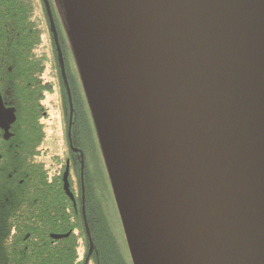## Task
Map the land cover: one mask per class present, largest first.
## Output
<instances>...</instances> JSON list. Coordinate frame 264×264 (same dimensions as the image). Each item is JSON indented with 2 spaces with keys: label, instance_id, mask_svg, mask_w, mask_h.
Wrapping results in <instances>:
<instances>
[{
  "label": "water",
  "instance_id": "1",
  "mask_svg": "<svg viewBox=\"0 0 264 264\" xmlns=\"http://www.w3.org/2000/svg\"><path fill=\"white\" fill-rule=\"evenodd\" d=\"M65 11L133 263L264 264V0Z\"/></svg>",
  "mask_w": 264,
  "mask_h": 264
},
{
  "label": "flooded vegetation",
  "instance_id": "2",
  "mask_svg": "<svg viewBox=\"0 0 264 264\" xmlns=\"http://www.w3.org/2000/svg\"><path fill=\"white\" fill-rule=\"evenodd\" d=\"M30 1L22 22L0 0V264H102L85 219L86 182L102 175L95 121L73 45L48 0L54 30L43 0L42 11ZM22 24L40 31L43 59L23 82L19 61L7 55L21 48ZM71 227L79 232L70 236Z\"/></svg>",
  "mask_w": 264,
  "mask_h": 264
},
{
  "label": "trees",
  "instance_id": "3",
  "mask_svg": "<svg viewBox=\"0 0 264 264\" xmlns=\"http://www.w3.org/2000/svg\"><path fill=\"white\" fill-rule=\"evenodd\" d=\"M7 6L5 12L11 14V21L14 15L21 14L22 22L30 19L33 7L30 0H5ZM16 15V16H17ZM26 16V17H25ZM21 48L18 51H13L14 46L7 55L13 60H18L20 63V80L24 81L29 73L35 68L38 73L43 65V59L39 50L35 47L40 42V31H31L26 24L21 26ZM14 28V27H13ZM11 77H14L15 68L11 63ZM38 92H40L38 90ZM96 139L101 150L102 159V175L96 181L86 182V211L85 219L89 230V237L96 252L102 257V264H134L130 249L127 243L126 234L122 225L117 202L113 193L112 184L108 174L107 163L103 154L102 143L100 141L97 128L95 126ZM72 214V212H70ZM79 221V220H78ZM71 235L74 230L72 227ZM79 231H77L78 233ZM84 230L80 227L82 236ZM80 236V237H81ZM87 245V244H86ZM73 246L70 244V253Z\"/></svg>",
  "mask_w": 264,
  "mask_h": 264
},
{
  "label": "rangeland",
  "instance_id": "4",
  "mask_svg": "<svg viewBox=\"0 0 264 264\" xmlns=\"http://www.w3.org/2000/svg\"><path fill=\"white\" fill-rule=\"evenodd\" d=\"M33 2H37V0H33ZM51 11L53 16L57 21H60L61 27L63 29L64 35L67 39L65 41L72 46V41L70 39V34H69V29H68V24H67V18H66V11H65V0H48ZM36 11H42L41 5H40V0L39 2L36 3ZM66 44V43H63ZM68 63L71 62V58L69 60L67 59ZM53 134V131L49 132V135L51 136Z\"/></svg>",
  "mask_w": 264,
  "mask_h": 264
},
{
  "label": "bare ground",
  "instance_id": "5",
  "mask_svg": "<svg viewBox=\"0 0 264 264\" xmlns=\"http://www.w3.org/2000/svg\"><path fill=\"white\" fill-rule=\"evenodd\" d=\"M70 3H73L74 0H69ZM82 38V37H81ZM89 51L92 52V46L89 47Z\"/></svg>",
  "mask_w": 264,
  "mask_h": 264
}]
</instances>
